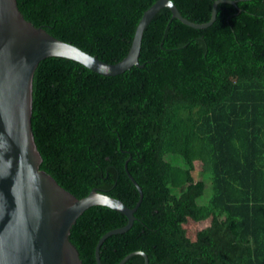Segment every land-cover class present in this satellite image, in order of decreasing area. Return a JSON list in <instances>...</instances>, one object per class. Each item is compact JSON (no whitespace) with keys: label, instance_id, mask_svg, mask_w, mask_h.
Returning a JSON list of instances; mask_svg holds the SVG:
<instances>
[{"label":"trees","instance_id":"1","mask_svg":"<svg viewBox=\"0 0 264 264\" xmlns=\"http://www.w3.org/2000/svg\"><path fill=\"white\" fill-rule=\"evenodd\" d=\"M155 1L17 3L34 25L114 63ZM172 1L196 23L215 2ZM138 61L115 75L61 56L39 61L31 125L40 168L77 197L97 188L129 207L140 186L133 222L103 240L101 264L135 251L147 264H264V0L221 1L202 28L164 6L143 30ZM126 222L105 205L84 210L69 235L82 264H97L98 239Z\"/></svg>","mask_w":264,"mask_h":264},{"label":"water","instance_id":"2","mask_svg":"<svg viewBox=\"0 0 264 264\" xmlns=\"http://www.w3.org/2000/svg\"><path fill=\"white\" fill-rule=\"evenodd\" d=\"M215 0L207 22L185 18L172 0H156L144 10L136 26L131 46L119 61L109 63L80 47L50 34L43 26L27 20L17 0H0V264H82L69 235L76 219L92 205H105L125 214V225L105 232L95 246V260L101 264L99 248L113 233L126 231L134 219L135 206L92 188L77 197L44 169L34 139L32 115L33 75L39 61L48 56L73 59L104 75H115L138 61L142 33L155 13L168 7L173 17L193 27H206L215 19ZM127 254L118 263L122 264Z\"/></svg>","mask_w":264,"mask_h":264},{"label":"rangeland","instance_id":"3","mask_svg":"<svg viewBox=\"0 0 264 264\" xmlns=\"http://www.w3.org/2000/svg\"><path fill=\"white\" fill-rule=\"evenodd\" d=\"M169 146H173V145H172L170 142H167V143H166V147H169ZM189 174H190V176H191V178H192L193 180H197V179H199V178L201 177L200 171L197 170V169H194V170L191 171ZM198 225L201 226V224H198ZM195 226H196V224H195Z\"/></svg>","mask_w":264,"mask_h":264}]
</instances>
